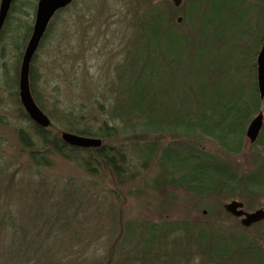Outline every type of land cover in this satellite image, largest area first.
<instances>
[{
    "label": "trees",
    "instance_id": "trees-1",
    "mask_svg": "<svg viewBox=\"0 0 264 264\" xmlns=\"http://www.w3.org/2000/svg\"><path fill=\"white\" fill-rule=\"evenodd\" d=\"M18 8L14 0L0 42L4 35L9 33L11 39L23 29L15 14ZM140 20L148 32L142 35L138 54L116 66L112 82L100 93L103 99L93 100L91 108L104 115L103 121L96 128H78V118L84 116L73 108L59 114L63 130L102 138L98 148L72 147L52 132L57 117L46 111L35 89V55L31 91L52 124L36 125L21 105L19 117L30 126L17 129L19 145L28 150L34 166L11 171L8 160L0 156V264H264V245L244 233L249 229L243 226L238 232L216 220L110 219L111 199L107 197L104 205L93 199L105 173L119 187L137 185L155 162L166 188L184 187L202 198H238L250 207L264 196V126L257 141L250 142L258 151L254 167L246 171L199 144L209 139L227 154H241L248 143L247 127L263 110L257 56L264 40V0H185L182 8L162 0L149 5ZM28 26L17 44L18 102L21 60L33 31V25ZM151 136H168L171 141L163 145L148 139ZM53 154L77 164L87 178L65 185L58 178L50 181L47 159ZM23 169L35 175L18 185L16 176ZM153 178L162 179L157 172ZM30 184L36 186L33 195L45 197L46 218L37 216L43 201L21 208V194L13 196ZM140 188L134 186L131 193L136 197ZM94 213L93 235L89 224Z\"/></svg>",
    "mask_w": 264,
    "mask_h": 264
},
{
    "label": "rangeland",
    "instance_id": "rangeland-1",
    "mask_svg": "<svg viewBox=\"0 0 264 264\" xmlns=\"http://www.w3.org/2000/svg\"><path fill=\"white\" fill-rule=\"evenodd\" d=\"M37 1L17 0L20 8L15 14L22 20L24 27L18 29L20 32L16 37L10 39L8 33L9 36L4 35L5 37L0 42V150L2 151L0 156L8 160L7 166H12L11 171L22 166H34L28 159V150L19 145L17 129L29 127L30 122L19 117L21 104L18 102L17 91L14 87L19 51L17 44L26 34L28 24H34ZM161 1L73 0L72 5L71 2L62 8L51 34L45 45L38 50L33 63L35 89L41 95L46 111L57 117L56 127L52 130L54 134L58 133L61 136L62 132L66 131L58 123L61 119L59 114L70 108H73L78 116H84V119L78 118V128L86 124L96 128L103 121L104 115L91 108L93 100L103 99L100 93L106 92L107 83L112 82L116 66L124 63L127 58L133 59L138 54L139 44L143 45L144 41L142 35L148 32L146 24L140 19L149 5ZM169 1L172 2V0ZM184 5L185 0L177 8H182ZM179 16L181 14L176 17ZM178 23L182 24L183 19ZM182 30H186L185 25ZM262 113L264 115V107ZM246 138L247 145L243 152L237 155L221 151L209 139H202L199 144L205 150L227 160L234 168L246 171L254 167L252 166L253 157L258 151V146H250V140L247 136ZM148 139H158L163 145L171 141L168 136H151ZM47 160L51 166L47 171L50 181L58 178L62 185H65L71 179L80 182L83 177L87 178L77 164L56 154L49 155ZM155 165H151V168L143 173L137 185L131 186L119 187L114 184L111 176L105 173L101 178L99 188H96L98 195L93 198L96 199V204L104 205L107 197L111 199L113 205L109 214L110 219L112 216L123 217L124 221L133 218L156 222L190 219L202 223L216 220L231 229L243 232L240 230V226L242 227L240 218L231 215L224 208L225 204L234 198L224 196L202 198L184 187L166 188L162 183L165 180L162 171ZM172 167L167 166V168ZM155 172L162 179L153 178ZM34 175L35 171L20 170L16 176L18 185H22L23 181L32 180ZM134 186L135 190L142 186L141 193L136 197L131 193ZM35 188V185L32 187L30 184L21 192H13V196L21 194L20 199L17 200L21 208L26 206L29 208L31 203L43 201L44 206L39 208L37 216L46 218L48 213L45 197L33 195L32 190ZM155 188L158 190H154ZM244 203L245 210L254 211L264 207V196L258 199L254 207H250L251 205L247 202ZM93 215L89 230L94 235L97 229L95 227L97 218L95 213ZM247 229L249 230H245L244 233L256 238L264 245V221ZM109 230V233H112L113 226H110ZM93 243L96 244L95 241Z\"/></svg>",
    "mask_w": 264,
    "mask_h": 264
},
{
    "label": "water",
    "instance_id": "water-1",
    "mask_svg": "<svg viewBox=\"0 0 264 264\" xmlns=\"http://www.w3.org/2000/svg\"><path fill=\"white\" fill-rule=\"evenodd\" d=\"M72 1L73 0H38L33 31L21 61L19 80L20 102L30 119L43 128L50 127L52 121L34 100L30 87V68L52 18L60 9L66 7ZM172 1L177 7L182 3V0ZM13 2L14 0H0V31L6 22ZM180 21L181 18H179V22ZM257 82L260 96L264 99V40L257 56ZM263 125L264 115L261 112L252 119L247 128L246 135L251 142H255L258 139ZM62 139L65 143L73 147L84 149L102 145L101 138L84 136L68 131L62 133ZM224 208L231 215L241 218V224L244 227H250L264 220V207L254 211H246L244 209V203L234 199L226 203Z\"/></svg>",
    "mask_w": 264,
    "mask_h": 264
}]
</instances>
